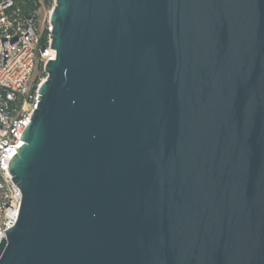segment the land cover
Returning a JSON list of instances; mask_svg holds the SVG:
<instances>
[{
  "label": "water",
  "instance_id": "water-1",
  "mask_svg": "<svg viewBox=\"0 0 264 264\" xmlns=\"http://www.w3.org/2000/svg\"><path fill=\"white\" fill-rule=\"evenodd\" d=\"M51 23L0 264H264V0H57Z\"/></svg>",
  "mask_w": 264,
  "mask_h": 264
},
{
  "label": "built area",
  "instance_id": "built-area-1",
  "mask_svg": "<svg viewBox=\"0 0 264 264\" xmlns=\"http://www.w3.org/2000/svg\"><path fill=\"white\" fill-rule=\"evenodd\" d=\"M57 0H0V240L19 217L23 193L9 161L38 106L45 72L56 58L51 23ZM43 45L45 48H43Z\"/></svg>",
  "mask_w": 264,
  "mask_h": 264
},
{
  "label": "rangeland",
  "instance_id": "rangeland-1",
  "mask_svg": "<svg viewBox=\"0 0 264 264\" xmlns=\"http://www.w3.org/2000/svg\"><path fill=\"white\" fill-rule=\"evenodd\" d=\"M47 77V74L46 73H41V71L40 72H38V71H36V79H35V81L36 82H39L41 79H43V78H46Z\"/></svg>",
  "mask_w": 264,
  "mask_h": 264
},
{
  "label": "bare ground",
  "instance_id": "bare-ground-1",
  "mask_svg": "<svg viewBox=\"0 0 264 264\" xmlns=\"http://www.w3.org/2000/svg\"><path fill=\"white\" fill-rule=\"evenodd\" d=\"M45 80V78L43 79V81Z\"/></svg>",
  "mask_w": 264,
  "mask_h": 264
}]
</instances>
